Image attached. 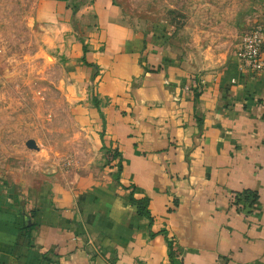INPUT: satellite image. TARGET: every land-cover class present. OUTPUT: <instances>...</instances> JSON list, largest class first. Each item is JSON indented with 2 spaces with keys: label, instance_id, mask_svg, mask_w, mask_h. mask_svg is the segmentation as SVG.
Instances as JSON below:
<instances>
[{
  "label": "crops",
  "instance_id": "0c3cea01",
  "mask_svg": "<svg viewBox=\"0 0 264 264\" xmlns=\"http://www.w3.org/2000/svg\"><path fill=\"white\" fill-rule=\"evenodd\" d=\"M37 15L95 156L73 181H0V264H264V69L184 54L112 0Z\"/></svg>",
  "mask_w": 264,
  "mask_h": 264
},
{
  "label": "rangeland",
  "instance_id": "374dc122",
  "mask_svg": "<svg viewBox=\"0 0 264 264\" xmlns=\"http://www.w3.org/2000/svg\"><path fill=\"white\" fill-rule=\"evenodd\" d=\"M41 1L0 0L2 182L73 181L86 174L85 167L95 156L79 121L80 103L69 95L55 36L37 15ZM62 1L74 11L88 3ZM112 4L123 22L153 30L170 47L206 61L229 59L245 31L264 27V0H112ZM28 140L35 141L36 150L26 147Z\"/></svg>",
  "mask_w": 264,
  "mask_h": 264
},
{
  "label": "built area",
  "instance_id": "2783aa9c",
  "mask_svg": "<svg viewBox=\"0 0 264 264\" xmlns=\"http://www.w3.org/2000/svg\"><path fill=\"white\" fill-rule=\"evenodd\" d=\"M264 27L256 26L245 31L239 39L236 59L242 69L256 73L264 69ZM189 90V87H186Z\"/></svg>",
  "mask_w": 264,
  "mask_h": 264
},
{
  "label": "trees",
  "instance_id": "16d2710c",
  "mask_svg": "<svg viewBox=\"0 0 264 264\" xmlns=\"http://www.w3.org/2000/svg\"><path fill=\"white\" fill-rule=\"evenodd\" d=\"M62 1V0H60ZM119 155L115 152H113L111 155L107 153L106 155V162L109 163ZM251 196V197H250ZM240 197H244L246 201L253 204L257 200V195L249 192H244L236 195V199H239ZM129 201L133 203L136 207V212L139 216L147 218L151 222V216L148 211V200L147 199H135L132 195L129 196ZM170 248V257L172 256L171 253V244L169 243Z\"/></svg>",
  "mask_w": 264,
  "mask_h": 264
},
{
  "label": "water",
  "instance_id": "95a60500",
  "mask_svg": "<svg viewBox=\"0 0 264 264\" xmlns=\"http://www.w3.org/2000/svg\"><path fill=\"white\" fill-rule=\"evenodd\" d=\"M25 145L29 149H34V150L37 149V145H36V143H35L34 140H28V141H26Z\"/></svg>",
  "mask_w": 264,
  "mask_h": 264
}]
</instances>
